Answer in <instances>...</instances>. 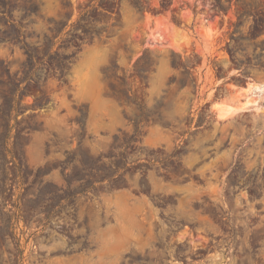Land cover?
I'll return each mask as SVG.
<instances>
[{
    "label": "rangeland",
    "instance_id": "rangeland-1",
    "mask_svg": "<svg viewBox=\"0 0 264 264\" xmlns=\"http://www.w3.org/2000/svg\"><path fill=\"white\" fill-rule=\"evenodd\" d=\"M260 65L264 0H0V264L62 253L69 219L96 261L51 264H178L154 207L175 189L232 208L239 237L208 264H264Z\"/></svg>",
    "mask_w": 264,
    "mask_h": 264
},
{
    "label": "flooded vegetation",
    "instance_id": "flooded-vegetation-1",
    "mask_svg": "<svg viewBox=\"0 0 264 264\" xmlns=\"http://www.w3.org/2000/svg\"><path fill=\"white\" fill-rule=\"evenodd\" d=\"M202 127H193L189 128L190 130H196L197 128ZM188 133H185V138ZM138 162L134 163L137 164ZM125 176V175H122ZM106 190V188H105ZM190 189H185V192L181 189H175L174 193H169L168 197L158 195L154 197L156 200L154 203L155 209H157L158 218L167 221L165 224L168 227L166 232V237L162 239L166 245L170 246L168 249L165 248L166 256L171 258H179L180 261H174L178 264H208V260L212 257H219V255L226 256V253L229 251L228 244L231 241V238L236 235L237 231H225L224 228H230L232 223V208H223V205L220 203L221 199H217V203L212 202V198L208 195L207 192H204L203 189L202 198L200 205L193 203V198L191 193H186ZM237 190V187L228 188V193L231 195L228 197V200L234 201L237 193L234 191ZM241 190V189H240ZM224 189L222 190V199L224 198ZM111 194V191L106 192ZM240 193V192H238ZM185 196V207L184 210L178 212V214H172L171 212H166L169 207L178 206L182 208L179 204V200ZM93 200V198L91 199ZM172 201L164 202V201ZM211 201V202H210ZM258 199L254 192L249 193L248 203L249 206L245 207L241 212L248 214L249 228L251 230V241H252V252L250 257L255 262L257 254L255 252L256 236H257V225L258 217L261 218L263 213H260L263 208H257ZM243 205L245 203L243 202ZM73 214L75 211L71 209ZM68 212V210H67ZM69 222H62V228L60 231L62 233H56L50 239H53V243H64L63 249L58 247L53 249L52 252H58L62 249V253H56L50 255V252L47 250L49 245L45 244L43 248V253L38 254V259H36L31 264H51L55 263L54 258L62 257L65 259L66 263L68 260L74 259L75 256H80L84 254L86 257H90L96 261L97 258V245L95 240H89L86 236L81 235L79 221L69 219ZM61 221V220H60ZM236 226V225H235ZM49 240V239H48ZM159 246L158 250L162 249V244L160 240L157 241ZM224 251H221V250ZM171 251V253H169ZM175 256V257H173ZM234 257L245 258L246 255H233ZM228 257V256H227ZM69 262V261H68Z\"/></svg>",
    "mask_w": 264,
    "mask_h": 264
},
{
    "label": "bare ground",
    "instance_id": "bare-ground-1",
    "mask_svg": "<svg viewBox=\"0 0 264 264\" xmlns=\"http://www.w3.org/2000/svg\"><path fill=\"white\" fill-rule=\"evenodd\" d=\"M261 89V88H260ZM259 90V89H258ZM264 90V89H263ZM262 93V92H261ZM264 93V92H263ZM218 110V114L219 115H225L228 112H230V110L232 109L230 105H228V103H225L223 105L218 106L217 108Z\"/></svg>",
    "mask_w": 264,
    "mask_h": 264
},
{
    "label": "trees",
    "instance_id": "trees-1",
    "mask_svg": "<svg viewBox=\"0 0 264 264\" xmlns=\"http://www.w3.org/2000/svg\"><path fill=\"white\" fill-rule=\"evenodd\" d=\"M260 68H264V65H260Z\"/></svg>",
    "mask_w": 264,
    "mask_h": 264
},
{
    "label": "crops",
    "instance_id": "crops-1",
    "mask_svg": "<svg viewBox=\"0 0 264 264\" xmlns=\"http://www.w3.org/2000/svg\"><path fill=\"white\" fill-rule=\"evenodd\" d=\"M218 112V111H217Z\"/></svg>",
    "mask_w": 264,
    "mask_h": 264
}]
</instances>
